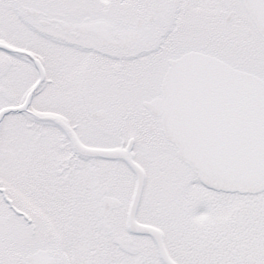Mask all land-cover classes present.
<instances>
[{
    "label": "snow or ice",
    "instance_id": "snow-or-ice-1",
    "mask_svg": "<svg viewBox=\"0 0 264 264\" xmlns=\"http://www.w3.org/2000/svg\"><path fill=\"white\" fill-rule=\"evenodd\" d=\"M0 264H264V0H0Z\"/></svg>",
    "mask_w": 264,
    "mask_h": 264
}]
</instances>
